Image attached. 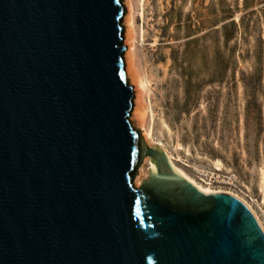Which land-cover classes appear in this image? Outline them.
<instances>
[{
	"label": "water",
	"instance_id": "1",
	"mask_svg": "<svg viewBox=\"0 0 264 264\" xmlns=\"http://www.w3.org/2000/svg\"><path fill=\"white\" fill-rule=\"evenodd\" d=\"M126 10L0 0V264H264L249 207L132 124Z\"/></svg>",
	"mask_w": 264,
	"mask_h": 264
},
{
	"label": "rangeland",
	"instance_id": "2",
	"mask_svg": "<svg viewBox=\"0 0 264 264\" xmlns=\"http://www.w3.org/2000/svg\"><path fill=\"white\" fill-rule=\"evenodd\" d=\"M144 16V49L153 48L155 35L166 49L173 45L177 71L185 64L186 41L197 37L208 46L214 37L211 79L203 75L202 84L191 90L154 77V142L147 144L162 142L197 181L244 198L264 224V0H146ZM136 20L142 23L139 11ZM186 75L181 77L188 82ZM133 110L130 120L139 127L131 119ZM151 166L145 156L136 184ZM142 167L146 172L139 178Z\"/></svg>",
	"mask_w": 264,
	"mask_h": 264
},
{
	"label": "bare ground",
	"instance_id": "3",
	"mask_svg": "<svg viewBox=\"0 0 264 264\" xmlns=\"http://www.w3.org/2000/svg\"><path fill=\"white\" fill-rule=\"evenodd\" d=\"M124 3L127 8L123 17L125 23L124 41L127 45V49L125 51L127 81H130L133 84L135 95L134 110L132 112L131 119L134 120L136 118L137 124L139 125L144 138L151 143L154 142L153 127L155 121L151 100L152 81L154 80V77H157L160 82H165L166 84H180L181 86L185 84L191 90L202 84L203 75L207 74L209 79H211L214 72V37L212 33L210 35V43L208 46H204L201 38L198 39L197 37L186 41L185 47L181 53V61H184L185 64L183 67L179 68L180 71H177L179 63L178 60L175 59L176 48L173 45L166 49L164 43H160L159 41L161 40H159V38L155 35L151 45L153 48H148V52L144 49L146 33L143 22L145 17L144 13L146 0H124ZM137 11H139L140 16L142 17V23L140 24L137 23L136 20ZM168 17L171 19L170 16ZM164 59H167L166 65L160 63V61H163ZM149 63L151 66H149ZM153 70H155L158 75L162 74V79L158 75L156 76ZM175 71L178 74L175 75ZM185 72L187 74L186 77L188 82L181 77ZM156 144L161 145L165 149L173 165L202 191H221L197 181L177 163L179 158L175 157L169 149L162 144V142L156 141ZM150 164L153 165L151 160ZM145 172L146 171L142 167L139 171L138 177L140 178ZM260 186H262L261 196L264 201V175L262 185ZM226 192L241 199L254 213L258 222L264 229V224L261 218L249 202L234 192Z\"/></svg>",
	"mask_w": 264,
	"mask_h": 264
}]
</instances>
